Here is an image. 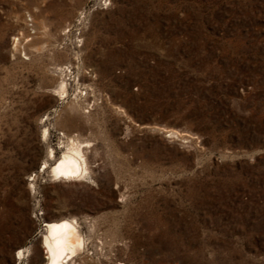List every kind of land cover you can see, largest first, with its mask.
Masks as SVG:
<instances>
[{"label":"rangeland","instance_id":"obj_1","mask_svg":"<svg viewBox=\"0 0 264 264\" xmlns=\"http://www.w3.org/2000/svg\"><path fill=\"white\" fill-rule=\"evenodd\" d=\"M58 215L90 264H264V0H0V264Z\"/></svg>","mask_w":264,"mask_h":264},{"label":"bare ground","instance_id":"obj_2","mask_svg":"<svg viewBox=\"0 0 264 264\" xmlns=\"http://www.w3.org/2000/svg\"><path fill=\"white\" fill-rule=\"evenodd\" d=\"M60 96L61 101L68 97L66 85L62 87ZM86 147L82 144L72 145L59 160H55L56 162L50 166L48 172L51 177L56 180H76L87 172L89 167L87 153H85ZM54 152L53 148L50 156H54ZM44 165L45 170L48 169L47 163ZM77 223L75 218L69 219L64 215L49 217L45 222L47 233L39 247L47 251L45 264H90L85 251V239ZM20 252L24 253V250L20 249Z\"/></svg>","mask_w":264,"mask_h":264}]
</instances>
